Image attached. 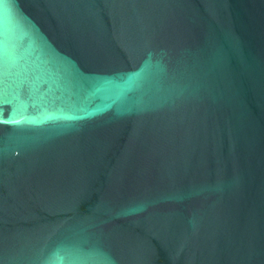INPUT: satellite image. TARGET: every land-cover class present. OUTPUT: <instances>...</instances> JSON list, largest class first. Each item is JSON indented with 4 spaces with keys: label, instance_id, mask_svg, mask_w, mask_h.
Here are the masks:
<instances>
[{
    "label": "water",
    "instance_id": "obj_1",
    "mask_svg": "<svg viewBox=\"0 0 264 264\" xmlns=\"http://www.w3.org/2000/svg\"><path fill=\"white\" fill-rule=\"evenodd\" d=\"M0 264H264V0H0Z\"/></svg>",
    "mask_w": 264,
    "mask_h": 264
}]
</instances>
